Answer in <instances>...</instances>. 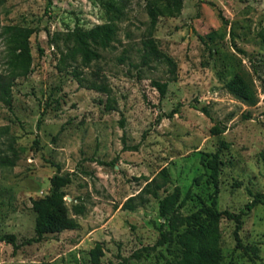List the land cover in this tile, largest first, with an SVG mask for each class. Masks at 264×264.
I'll return each mask as SVG.
<instances>
[{
	"label": "rangeland",
	"instance_id": "1",
	"mask_svg": "<svg viewBox=\"0 0 264 264\" xmlns=\"http://www.w3.org/2000/svg\"><path fill=\"white\" fill-rule=\"evenodd\" d=\"M148 1L118 0L125 15L115 41L100 61L80 68L105 86L98 91L80 87L71 68L59 69L51 38L107 22L100 0H0V28L34 30L31 72L15 81L10 107L0 102V236L14 235L18 244L0 241V264H91L97 244L100 264H168L167 246L143 250L159 238L158 201L166 192L133 211L122 205L167 168V192L178 186L195 196L181 214L195 211L197 196L207 202L212 192L205 178L194 184L204 172L200 153L218 151L221 142L228 148L220 149L218 209L238 213L250 194H264V0H182L179 15L159 17L153 38L176 64L175 79L163 63L141 65ZM4 56L0 37V74ZM236 73L253 82L256 106L225 90ZM152 81L167 83L164 96ZM215 125L224 133L211 135ZM56 166L73 173L64 192L78 228L26 244L34 237L32 201L48 194ZM73 205L84 213L75 215ZM219 229L222 264H264L263 206L243 217L242 248L233 222L224 218Z\"/></svg>",
	"mask_w": 264,
	"mask_h": 264
},
{
	"label": "trees",
	"instance_id": "2",
	"mask_svg": "<svg viewBox=\"0 0 264 264\" xmlns=\"http://www.w3.org/2000/svg\"><path fill=\"white\" fill-rule=\"evenodd\" d=\"M108 11V20L103 24L90 29L80 26L74 27L64 33L53 34L51 42L59 53V69L71 68V74L82 88L105 90L102 83L87 80L80 68H88L96 64L102 58V51L111 48L117 36L118 27L116 21L124 17L123 8L118 5V0H100ZM182 10V0H149L146 4V12L149 18L148 33L142 40V49L139 50V59L142 66H148L151 62L163 63L167 67L168 74L176 78V64L171 57L161 52L157 46V40L153 38V31L159 17H175ZM0 37L4 44L5 70L0 74V102L7 107L11 106V91L17 79L27 77L31 72L32 56L30 52V38L33 29L18 25L2 26ZM259 37L264 41V32ZM253 73L258 74L255 66ZM160 96H164L167 83L152 81ZM225 90L234 98L249 107L258 104V95L253 82L244 74L236 73L224 85ZM205 111V110H203ZM224 127L218 125L210 129L211 135H221ZM220 149H227L228 145L220 143ZM220 149L214 153H200V165L204 172L194 179V184L199 185L205 178V185L212 188L208 194V201L197 196L200 207L195 211L183 215L181 210L190 201L194 194L188 189L183 196L180 187L175 186L171 192H167V186L171 184L170 173L163 168L158 174L145 184L140 193L126 200L122 205L123 210L133 211L144 205L148 199H159L160 192H166L158 201V214L163 220L158 226L159 238L152 247L143 248L144 251H152L157 247L167 246L173 259L168 264H222L221 233L219 223L227 219L234 223L233 236L236 248H242L239 232L242 228L243 217L248 215L254 207H264V194H250L249 201L238 213L218 209L219 175L221 168ZM56 173L49 179L50 190L47 195L32 201V211L35 214L34 237L25 243H39L47 235L59 234L67 230H75L78 223L69 216V208L66 204L64 188L73 181V173L61 174L59 166ZM138 200L137 203H134ZM71 210L75 215H82V205H73ZM0 241L10 244L14 249L18 248L14 235H2ZM91 264H100L103 256L102 247L97 244L90 251ZM138 258V254L136 255ZM117 264H127L125 260Z\"/></svg>",
	"mask_w": 264,
	"mask_h": 264
}]
</instances>
